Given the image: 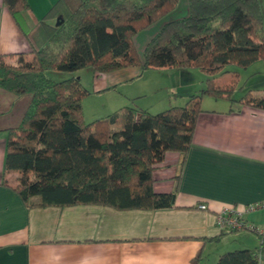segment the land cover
<instances>
[{"label": "trees", "instance_id": "1", "mask_svg": "<svg viewBox=\"0 0 264 264\" xmlns=\"http://www.w3.org/2000/svg\"><path fill=\"white\" fill-rule=\"evenodd\" d=\"M29 1L3 0L31 48V60L18 66L8 64L12 56H0V88L31 95L19 126L7 136L3 172L20 176L14 192L29 208H173L175 191H153V170L168 152L178 153L183 165L204 96L233 102L237 74L224 71L227 65L246 69L264 61L260 1L187 0L188 16L164 24L142 58L134 37L173 11L179 0H57L27 30L22 14ZM129 67L142 72L196 68L208 79L201 94L189 96L182 107L157 114L124 107L86 124L82 99L89 93L80 78H52L55 72L88 68L96 78ZM227 73L231 84L217 85L216 77ZM252 92L237 103L264 111V95ZM34 197L39 201L30 203ZM258 237L256 250L222 254L216 264H264V237Z\"/></svg>", "mask_w": 264, "mask_h": 264}, {"label": "crops", "instance_id": "2", "mask_svg": "<svg viewBox=\"0 0 264 264\" xmlns=\"http://www.w3.org/2000/svg\"><path fill=\"white\" fill-rule=\"evenodd\" d=\"M56 1L30 0L22 14L25 28L32 29ZM259 1L263 12L264 0ZM30 53L24 32L0 0V56H12L8 64L18 66ZM144 72L129 67L96 77L105 78L97 92L138 82ZM144 87L133 99L148 96ZM214 100L210 108L200 107L183 165L178 153L168 152L153 170V191H175L173 208H29L14 192L20 176H4L3 171L8 131L19 126L31 95L0 88V264H216L222 254L259 248V237L244 233L247 229L222 232L216 215L225 207L264 200V111L238 100ZM155 104L162 111L172 107L169 97ZM140 107L152 109L149 104ZM200 205L207 209L200 210ZM243 221L264 226V209L245 215ZM221 233L225 235L219 237Z\"/></svg>", "mask_w": 264, "mask_h": 264}, {"label": "rangeland", "instance_id": "3", "mask_svg": "<svg viewBox=\"0 0 264 264\" xmlns=\"http://www.w3.org/2000/svg\"><path fill=\"white\" fill-rule=\"evenodd\" d=\"M262 13L264 15V6ZM187 16L188 2L187 0H179L177 7L168 15L149 28L140 31L134 37V44L140 58L143 56V51L147 43L158 34L164 24L181 20ZM26 60L30 61L31 55L27 56ZM224 71L236 72L237 74L236 88L231 95L233 100L240 99L250 90H253L252 94L255 97L264 95L263 60H258L246 69H241L230 64L225 67ZM54 75L58 76H52V78L59 81L73 76L80 78L82 89L89 93L88 96L82 99L83 120L86 124L99 120V118H104L124 107H139L140 105L145 106L149 104L152 106L149 112L157 114V112H161L163 109L156 107L157 104L155 102L158 100L162 101L168 97L173 107H182L188 102L189 96L201 94L200 92L206 88V80L208 79V76L204 72L196 68H152L145 70L143 77L138 82L124 84L116 89L97 92V90L103 88L105 78L101 77L98 80L95 78L93 81V74L90 68L74 73L55 72ZM232 80L231 74L227 73L217 76L215 82L217 85L225 86L230 85ZM94 82L97 84L96 91L93 89ZM141 84L147 87L148 96L133 99L135 94L145 91V87ZM140 100L144 101L139 102V106H137L135 102ZM202 100L201 109L210 108V104L216 103L212 97L207 98V96H204ZM150 101L152 102L149 103ZM173 101L175 102L173 103ZM158 105L161 106V103ZM258 228L264 229V226H258ZM244 233H251V235L257 237L256 234L250 231ZM238 234H228L226 237Z\"/></svg>", "mask_w": 264, "mask_h": 264}, {"label": "built area", "instance_id": "4", "mask_svg": "<svg viewBox=\"0 0 264 264\" xmlns=\"http://www.w3.org/2000/svg\"><path fill=\"white\" fill-rule=\"evenodd\" d=\"M199 209L204 211L207 208L205 205H200ZM262 209H264V200L242 206L225 207L220 213L216 215V224L222 232L247 229V231L264 237V229L254 227L252 225H246L243 221V217L245 215Z\"/></svg>", "mask_w": 264, "mask_h": 264}, {"label": "water", "instance_id": "5", "mask_svg": "<svg viewBox=\"0 0 264 264\" xmlns=\"http://www.w3.org/2000/svg\"><path fill=\"white\" fill-rule=\"evenodd\" d=\"M59 24H60V22L57 21V22H56V26H59Z\"/></svg>", "mask_w": 264, "mask_h": 264}]
</instances>
